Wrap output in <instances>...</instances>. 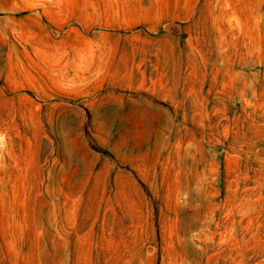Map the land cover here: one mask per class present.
<instances>
[{"label": "rangeland", "instance_id": "374dc122", "mask_svg": "<svg viewBox=\"0 0 264 264\" xmlns=\"http://www.w3.org/2000/svg\"><path fill=\"white\" fill-rule=\"evenodd\" d=\"M0 264H264V0H0Z\"/></svg>", "mask_w": 264, "mask_h": 264}]
</instances>
